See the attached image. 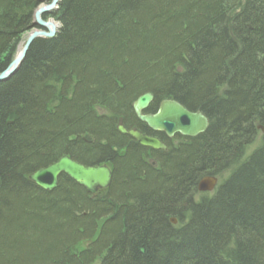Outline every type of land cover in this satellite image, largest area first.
I'll use <instances>...</instances> for the list:
<instances>
[{"label": "trees", "instance_id": "trees-1", "mask_svg": "<svg viewBox=\"0 0 264 264\" xmlns=\"http://www.w3.org/2000/svg\"><path fill=\"white\" fill-rule=\"evenodd\" d=\"M50 1L0 0V74ZM44 19L57 34L0 82V264H264V0H60ZM145 94L146 114L176 100L208 130L153 132ZM64 156L109 166L111 186L29 179Z\"/></svg>", "mask_w": 264, "mask_h": 264}, {"label": "water", "instance_id": "water-1", "mask_svg": "<svg viewBox=\"0 0 264 264\" xmlns=\"http://www.w3.org/2000/svg\"><path fill=\"white\" fill-rule=\"evenodd\" d=\"M60 0H51L50 3L40 6L34 15L33 29L28 33L27 39L11 65L0 74V82L8 80L21 66L26 54L35 40L38 38H53L60 25L53 19L45 20V16L51 15L59 6ZM154 97L145 94L139 97L133 109L137 118L156 133H162L167 138L173 139L176 135L185 138H196L205 133L209 128V119L202 112H191L176 100H164L153 114H146ZM264 132L263 127H259ZM118 130L121 134L134 139L140 146L153 151H166L167 145L158 138L148 136L139 130H127L122 124ZM62 175L69 177L77 185L84 188L89 194L95 195L101 190L111 186L113 172L107 165L95 167L84 166L68 156L60 158L56 163L32 174L29 179L41 189L47 192L55 191L59 186ZM218 185L216 177H205L198 184V191L211 193ZM174 225L176 220H172Z\"/></svg>", "mask_w": 264, "mask_h": 264}, {"label": "rangeland", "instance_id": "rangeland-1", "mask_svg": "<svg viewBox=\"0 0 264 264\" xmlns=\"http://www.w3.org/2000/svg\"><path fill=\"white\" fill-rule=\"evenodd\" d=\"M43 5H45V4H43ZM43 5H41V6H43ZM54 21H55V20H54ZM55 22H56V21H55ZM57 23H58V22H57ZM58 24H59V23H58ZM27 36H28V34H26V35L24 36V43H25V41H26V39H27ZM24 43L22 44V47H23ZM22 47L20 48V51H21ZM20 51H19V52H20ZM261 137H262V134L260 133L259 136L257 137L256 142H255L252 146H250V150H251V149H254L255 147H257V146L260 144ZM250 150L247 152V155H249V154L251 153Z\"/></svg>", "mask_w": 264, "mask_h": 264}]
</instances>
